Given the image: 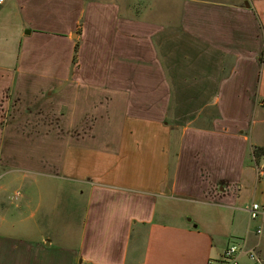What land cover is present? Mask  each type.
Returning <instances> with one entry per match:
<instances>
[{
    "label": "crops",
    "instance_id": "crops-1",
    "mask_svg": "<svg viewBox=\"0 0 264 264\" xmlns=\"http://www.w3.org/2000/svg\"><path fill=\"white\" fill-rule=\"evenodd\" d=\"M27 1L17 12L35 23L4 50L0 113L37 77L60 92L67 134L23 137L52 149L13 159L0 116V264H207L235 235L240 257L264 259L251 233L264 218L242 220L264 202V0H165L143 16L125 0Z\"/></svg>",
    "mask_w": 264,
    "mask_h": 264
},
{
    "label": "rangeland",
    "instance_id": "rangeland-1",
    "mask_svg": "<svg viewBox=\"0 0 264 264\" xmlns=\"http://www.w3.org/2000/svg\"><path fill=\"white\" fill-rule=\"evenodd\" d=\"M30 0H28L26 3H28ZM165 0H125V10L126 12L131 10L136 15H147L149 11L155 10L157 8V5L160 3H163ZM14 0H5V3L0 7L2 9V14H0V62L2 61V58H5V48H8L9 51L13 48V39L12 36L14 34L19 32L26 33L29 31V23H35L34 19H32L31 15L30 18L27 19L29 23H27L26 19H23L19 16L16 8V2ZM15 6V9L11 11H7L9 9V6L11 5ZM162 7V6H161ZM12 8V7H11ZM10 8V9H11ZM14 8V7H13ZM32 14V11H31ZM25 17V16H24ZM24 26H26V30L24 29ZM34 39V37H30V40ZM14 50L17 51V54L19 52L18 48H16V44L14 45ZM79 50V49H78ZM78 54V53H77ZM37 53H34V56L30 59L33 60V58L36 59ZM29 58V57H28ZM77 59V55L73 57V62L75 63V60ZM6 61L9 59L5 58ZM31 63V62H30ZM2 64V63H0ZM25 64L29 65V62L26 61ZM36 75V74H34ZM35 77V76H33ZM38 79L37 77H35ZM30 79V80H29ZM36 79H32L30 76L28 78V82L25 83L24 87V105L21 103L20 94H18L17 90L12 89L10 92L7 91V93L3 94V97L5 98L10 97V113L8 115H2L0 113V116L4 117L3 122L1 124V130L3 131L4 126L7 127V129H4V134L6 137H11L9 142L2 148V155L5 156H12L13 159H22L24 160V154L26 152L36 151L38 149L43 148H50L52 146L44 145H28V144H21V139L23 137L35 139V138H43V137H55L57 134L63 136V134H67V130L64 129H58L56 126L57 120L56 118L58 115H56V110L59 109V103H60V97L61 94L57 90H49L50 93H47V89L41 88L35 89L33 87L38 86V82ZM26 80V79H25ZM32 80V81H31ZM27 84V86H26ZM49 83L44 82L41 85H47ZM29 86V88H28ZM33 88V89H32ZM6 100V99H5ZM4 100V101H5ZM23 109V110H22ZM63 115L67 114V108L62 109ZM24 112V124L21 123L20 119L22 118V112ZM24 126V130L22 127ZM11 143V145H9ZM22 156V157H21ZM4 163L2 162V165H0V170L4 168ZM21 164V163H20ZM19 165V163H18ZM8 167V166H5ZM10 194L14 197V199L19 200L20 194H24V188L23 185H12L9 189ZM242 220L243 225L246 227L249 223L248 216L246 214H242ZM258 223V222H257ZM256 224V223H255ZM255 224H252L251 227V233L254 237L264 239V233L260 236L255 235ZM231 240H234V242H237L239 238V235H235ZM256 256L257 260H250L249 256L241 255L240 257V263L241 264H264V259L258 254L257 251ZM257 261V262H256Z\"/></svg>",
    "mask_w": 264,
    "mask_h": 264
},
{
    "label": "built area",
    "instance_id": "built-area-1",
    "mask_svg": "<svg viewBox=\"0 0 264 264\" xmlns=\"http://www.w3.org/2000/svg\"><path fill=\"white\" fill-rule=\"evenodd\" d=\"M2 1L0 0V2ZM253 161L257 178L261 183H264V147L254 149ZM246 210L252 221L264 218V202H252L247 206ZM258 234H262V231L259 230ZM241 252V245L237 242H232L226 247L219 260L210 259L207 264H241L239 259ZM249 257L252 261H258L254 251L249 253Z\"/></svg>",
    "mask_w": 264,
    "mask_h": 264
},
{
    "label": "trees",
    "instance_id": "trees-1",
    "mask_svg": "<svg viewBox=\"0 0 264 264\" xmlns=\"http://www.w3.org/2000/svg\"><path fill=\"white\" fill-rule=\"evenodd\" d=\"M78 49H79V45L77 44V45H76V48H75V56H76L77 53H78Z\"/></svg>",
    "mask_w": 264,
    "mask_h": 264
}]
</instances>
